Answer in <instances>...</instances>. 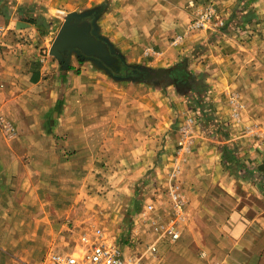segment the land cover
I'll list each match as a JSON object with an SVG mask.
<instances>
[{
  "label": "rangeland",
  "instance_id": "374dc122",
  "mask_svg": "<svg viewBox=\"0 0 264 264\" xmlns=\"http://www.w3.org/2000/svg\"><path fill=\"white\" fill-rule=\"evenodd\" d=\"M111 4L110 0H72L48 9L38 3L0 2V28H4L0 34L7 31L13 14L15 28L37 29L28 39L12 35L6 41L8 54L21 52L37 76L52 66L46 79L56 88L42 83L47 87L38 90L45 93L41 101L32 102L30 108L21 103L14 114L0 113L1 137L13 140L31 133L45 139L47 145L36 153H50L53 160L52 175L33 179L38 196L51 201L47 211L52 214V235L29 241L34 227L19 224L31 214L18 207L13 212L18 225L12 226L17 245L0 246V264H42L51 249L68 250L82 234L97 229L127 257L143 255L147 264H188V257L178 256L195 249L190 224L196 210L185 190L192 179L194 144L200 138L239 142L220 147L221 170L229 175L221 178V186L228 189L226 203L244 210L246 218H260L264 232V0H235L230 14L220 11L215 0L194 5L188 24L179 33L171 32L166 43L160 42L159 32L141 27L154 25L170 33L168 19L109 17L103 10ZM68 19L90 27L108 48L105 58L93 56L100 70L89 65L91 72L117 87L110 102L101 100L105 115L99 129L91 128L94 94L72 89L74 76L83 69L71 66L66 58L73 51L85 53L76 47L54 50ZM127 20L133 27L124 25ZM197 22L204 26L193 27ZM119 28L118 37H127L131 50L114 36ZM197 33L207 36L198 34L194 40ZM227 36L248 42L240 52L242 89L220 87L213 80L214 75L221 76L218 65L205 61ZM139 84L145 90H130ZM109 106L115 108L111 117ZM226 110L229 114H222ZM29 124L35 129H17ZM205 215V211L200 214ZM176 231L177 240L172 234Z\"/></svg>",
  "mask_w": 264,
  "mask_h": 264
},
{
  "label": "crops",
  "instance_id": "0c3cea01",
  "mask_svg": "<svg viewBox=\"0 0 264 264\" xmlns=\"http://www.w3.org/2000/svg\"><path fill=\"white\" fill-rule=\"evenodd\" d=\"M10 1L18 5L38 3L48 9H51L52 6L57 9V3L60 1L72 2V0ZM215 1L220 11L225 14H230L235 4V0ZM111 2V6L106 8L107 10H103L104 15L108 13L109 17L139 18L145 19L144 22L150 18L168 19L170 22V33H165V30L158 31L159 27H154V25L144 24L145 26L141 27L146 32H159V37L162 35L160 42L166 43L171 32L173 34L179 33L188 24L195 8L193 6L204 4L208 0H110ZM16 24L17 17L13 14L5 26L7 31L0 34V113L14 114L19 111L21 103L23 106L28 103L30 108L32 102L41 101L45 94L38 90H43L42 88L47 87V85H51L52 89L55 88L52 83H49L51 79H46L52 66L44 67L41 75L37 76V73L34 72L35 70L33 71L31 68L32 63L24 61L21 52L15 55L8 54L10 49L6 41L12 35L13 38L18 37L23 40L24 38L28 39L29 34H37L36 28L29 27L27 31H24L15 28ZM124 25L128 29L130 26L133 27L131 20L124 22ZM109 28L111 26L107 29L110 30ZM119 29V31L114 30L116 34L114 36L118 38V41L122 40L121 43L126 50H131V45L128 44V40H125L127 37H118L122 33L121 28ZM128 33H131V31ZM198 34L204 38L207 36L206 33H201V35L197 33L193 35L194 40L198 37ZM250 40L252 42L255 41L253 38ZM220 43V46L210 50V54L207 53L206 56L208 57L205 59L206 63L208 62V64L214 66L218 65L220 69L219 73L221 76L217 78L216 76L218 75H214L213 80L222 88L242 89L245 81L238 76L241 72L238 68L241 66L242 60L240 52L246 49L244 45L248 46V42L227 36ZM132 56L134 57L133 59L137 57L133 52ZM66 58L71 66L83 69L81 75L78 73V76H74L76 85L72 89H77L81 93L91 91L94 94L96 107L93 109L91 128L94 130L99 129L101 121H103L101 120V115H105L104 113L102 114L101 100L110 102L112 93L116 92L117 87L109 81L107 82L104 76L89 70V65L91 64L97 66L98 70L101 68L100 65L96 64L93 57L73 51L68 53ZM129 62H133L132 57ZM230 71H233V74H230ZM245 80L248 82V77ZM143 86V84H139L131 87L130 90L138 92L145 88ZM48 96H50V93ZM107 108L108 115L111 117L113 115L111 111H115V108L112 106ZM218 113L221 114V112ZM224 113L229 114V111H223L222 114ZM81 127L83 126H78V129ZM17 129L19 131L23 129L31 131L35 129V126L32 124L28 126L20 125L19 127L17 126ZM235 140V138H200L195 141L190 160L192 179L185 190V193L189 195L188 203L196 210L190 224V240L194 243L195 249L189 250L187 256H178L179 258L188 257L190 259L188 264H264V232L260 231L259 225L261 219L258 217L246 218L243 214L244 210L238 211V206L230 207L226 203L227 193L225 190L228 189L224 185L221 186V178L229 175L226 176L221 170L223 157L220 147L239 143ZM46 145L47 141L45 139H38L31 136V133L13 140L0 136V246L11 247L12 244L14 246L17 245V240L13 237L12 226L18 225L14 223L13 217V212L18 207L31 214L30 219L26 216V220L19 224L34 227L29 241L37 242L36 239L39 237L46 238L52 235V214L47 211L48 208H52L51 201L43 198L44 196L42 195L41 197L38 196V185L33 180L34 177L43 179L52 175L51 163L53 160L51 154L41 152L42 155H38L36 153L38 147ZM40 162H45V164ZM46 162H50V164ZM38 168L41 170L39 174L37 173ZM42 194L47 196L44 193ZM48 195H51V191H49ZM204 211L206 212L205 217L200 216ZM38 212L39 215L36 216ZM42 213H44L43 216H41ZM4 224L8 227L3 232ZM42 228H44L43 232ZM44 248L42 249L44 250ZM38 251L40 250L38 249ZM34 252H36V248H34ZM182 263H186V261L178 264Z\"/></svg>",
  "mask_w": 264,
  "mask_h": 264
},
{
  "label": "built area",
  "instance_id": "2783aa9c",
  "mask_svg": "<svg viewBox=\"0 0 264 264\" xmlns=\"http://www.w3.org/2000/svg\"><path fill=\"white\" fill-rule=\"evenodd\" d=\"M204 24L197 22L193 27ZM4 28H0V33ZM177 198V196H176ZM173 239L180 233L173 232ZM42 264H147L145 256H125L122 250L111 244L103 230L97 229L82 234L68 250L51 249Z\"/></svg>",
  "mask_w": 264,
  "mask_h": 264
},
{
  "label": "water",
  "instance_id": "95a60500",
  "mask_svg": "<svg viewBox=\"0 0 264 264\" xmlns=\"http://www.w3.org/2000/svg\"><path fill=\"white\" fill-rule=\"evenodd\" d=\"M70 47L79 48L90 57L105 58L108 54V48L95 38L90 27L78 25L68 19L60 28L54 43V50L64 51Z\"/></svg>",
  "mask_w": 264,
  "mask_h": 264
},
{
  "label": "trees",
  "instance_id": "16d2710c",
  "mask_svg": "<svg viewBox=\"0 0 264 264\" xmlns=\"http://www.w3.org/2000/svg\"><path fill=\"white\" fill-rule=\"evenodd\" d=\"M0 2H3V0H0ZM7 4H8V3H5V7H8Z\"/></svg>",
  "mask_w": 264,
  "mask_h": 264
},
{
  "label": "flooded vegetation",
  "instance_id": "af4514ba",
  "mask_svg": "<svg viewBox=\"0 0 264 264\" xmlns=\"http://www.w3.org/2000/svg\"><path fill=\"white\" fill-rule=\"evenodd\" d=\"M67 57V56H66Z\"/></svg>",
  "mask_w": 264,
  "mask_h": 264
}]
</instances>
